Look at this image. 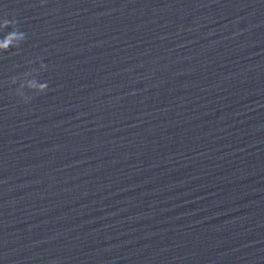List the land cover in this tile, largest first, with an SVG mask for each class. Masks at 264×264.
Listing matches in <instances>:
<instances>
[{"label":"water","instance_id":"95a60500","mask_svg":"<svg viewBox=\"0 0 264 264\" xmlns=\"http://www.w3.org/2000/svg\"><path fill=\"white\" fill-rule=\"evenodd\" d=\"M0 264H264V0H0Z\"/></svg>","mask_w":264,"mask_h":264}]
</instances>
